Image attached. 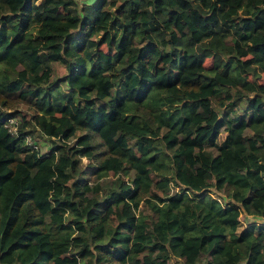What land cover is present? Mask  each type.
Wrapping results in <instances>:
<instances>
[{
    "label": "trees",
    "instance_id": "1",
    "mask_svg": "<svg viewBox=\"0 0 264 264\" xmlns=\"http://www.w3.org/2000/svg\"><path fill=\"white\" fill-rule=\"evenodd\" d=\"M262 73L264 0H0V264H264Z\"/></svg>",
    "mask_w": 264,
    "mask_h": 264
},
{
    "label": "rangeland",
    "instance_id": "2",
    "mask_svg": "<svg viewBox=\"0 0 264 264\" xmlns=\"http://www.w3.org/2000/svg\"><path fill=\"white\" fill-rule=\"evenodd\" d=\"M102 48H104V46H102ZM247 59L249 61L251 59V57H247ZM204 64L206 66H209L211 64V58L207 57L204 60ZM52 66H53V75L54 76H61L65 73L64 67L62 65H60L58 62H52ZM259 81L264 82V73H262L261 76L259 77ZM24 107H25L24 105L18 106L19 113L15 116H17L19 120H21V117L23 115L28 116L29 114H31V110H26ZM219 113H221V112H219ZM253 116H254V118H258V117L262 116V113L259 111H254ZM246 132H249V130L247 129ZM224 135H225V131L222 129L218 135L217 140L221 141L222 138L224 137ZM32 138L36 141L37 148L35 150L39 153H44V152L48 151V149L50 148L51 143H52L51 141L53 140V139H50L48 137H45V136L39 134L38 132L34 133ZM80 158H81V163L83 165H86L87 157L82 156ZM161 185H164V182H162L160 179H157V183H155V187L159 188ZM209 187H211L210 191L213 195L219 196L222 201L227 200V197H226V194L228 191L227 186L222 187L220 190L213 188L211 185ZM235 216H236V218L240 219L241 225L239 228L244 226L243 224L247 223L248 221H253V219H256L255 221H264V217L255 218L254 216H251L249 214H245L238 207L233 208V211L230 213V217H235ZM169 264H178V262L175 259H170ZM195 264H205V258L200 257V259H198Z\"/></svg>",
    "mask_w": 264,
    "mask_h": 264
},
{
    "label": "built area",
    "instance_id": "3",
    "mask_svg": "<svg viewBox=\"0 0 264 264\" xmlns=\"http://www.w3.org/2000/svg\"><path fill=\"white\" fill-rule=\"evenodd\" d=\"M19 122L20 120L18 119V117L14 115L7 118L5 125L7 126L10 133L17 134ZM25 141L26 143L30 144L33 149L37 148L36 142L30 136H26Z\"/></svg>",
    "mask_w": 264,
    "mask_h": 264
},
{
    "label": "crops",
    "instance_id": "4",
    "mask_svg": "<svg viewBox=\"0 0 264 264\" xmlns=\"http://www.w3.org/2000/svg\"><path fill=\"white\" fill-rule=\"evenodd\" d=\"M78 3H91L93 2L94 0H76Z\"/></svg>",
    "mask_w": 264,
    "mask_h": 264
}]
</instances>
